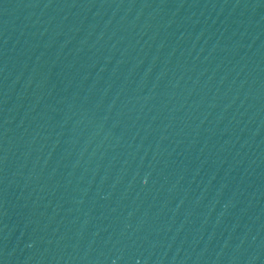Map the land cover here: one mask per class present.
Instances as JSON below:
<instances>
[{"label":"water","instance_id":"95a60500","mask_svg":"<svg viewBox=\"0 0 264 264\" xmlns=\"http://www.w3.org/2000/svg\"><path fill=\"white\" fill-rule=\"evenodd\" d=\"M0 264H264V0H0Z\"/></svg>","mask_w":264,"mask_h":264}]
</instances>
